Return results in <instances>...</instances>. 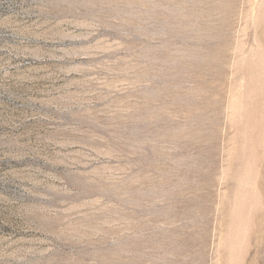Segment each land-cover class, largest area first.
Returning <instances> with one entry per match:
<instances>
[{"label":"rangeland","instance_id":"rangeland-1","mask_svg":"<svg viewBox=\"0 0 264 264\" xmlns=\"http://www.w3.org/2000/svg\"><path fill=\"white\" fill-rule=\"evenodd\" d=\"M0 264H264V0H0Z\"/></svg>","mask_w":264,"mask_h":264}]
</instances>
